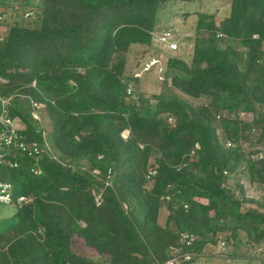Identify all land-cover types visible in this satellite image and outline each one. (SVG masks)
<instances>
[{"label":"trees","instance_id":"obj_1","mask_svg":"<svg viewBox=\"0 0 264 264\" xmlns=\"http://www.w3.org/2000/svg\"><path fill=\"white\" fill-rule=\"evenodd\" d=\"M168 1L0 0V18L13 17L0 99L18 141L39 149L1 158L14 222L0 230V264H264L236 252L264 247V191L246 194L264 188V153L241 151L254 132L264 143V0H230L218 20L196 11L189 62L168 58L145 98L128 53L152 47ZM74 237L99 261L73 254ZM218 243L235 250L214 255Z\"/></svg>","mask_w":264,"mask_h":264},{"label":"rangeland","instance_id":"obj_2","mask_svg":"<svg viewBox=\"0 0 264 264\" xmlns=\"http://www.w3.org/2000/svg\"><path fill=\"white\" fill-rule=\"evenodd\" d=\"M230 0H171L166 3L158 12V22L156 29L153 32V45L151 48L143 46L131 47L128 53V63L126 71L128 74L134 75L138 79V91L144 94L145 98H149L151 95L158 94L160 90V83L164 78V72L166 70V61L168 58L179 57L186 62H189L191 55V44L193 40L194 24L196 21V11L216 13V19L224 17L229 9ZM13 17L10 14H5L3 18H0V36H2L6 29L5 25L12 23ZM264 50V43H263ZM36 111L39 112L43 106L37 105ZM34 112L35 118L40 121V116L37 112ZM225 115V113L223 112ZM240 119L246 122L251 121L250 115H240ZM42 123V122H40ZM14 127H21L20 122L15 120L13 123ZM259 132L252 133L253 136L249 139V142L241 144V151L248 154L251 151H257L255 159H259L264 153V143L257 144L256 136ZM251 134V135H252ZM125 136L126 133H123ZM152 159L150 160V163ZM151 182H149L146 188H151ZM264 188L259 185L253 184L251 187L247 186L246 194L256 200H259L263 194ZM199 202H205L203 199H196ZM14 209L0 207V230L8 228L12 222ZM7 216V218H5ZM167 216V210L164 205H161L158 212L157 222L162 227ZM221 236V235H220ZM262 249L253 250L249 246H242L237 249L236 252L239 254H251L257 255L258 257L264 258V247ZM71 250L73 254H83V242L78 238L71 240ZM235 248H229L223 246L222 243H218L213 248L212 254L220 257ZM87 258L92 261H99L97 257L89 252H86ZM140 259L137 258V261ZM226 262L228 264H244L243 261L233 260L230 262L220 261L215 258L213 264H219ZM251 264V263H249ZM252 264H260L257 260Z\"/></svg>","mask_w":264,"mask_h":264},{"label":"built area","instance_id":"obj_3","mask_svg":"<svg viewBox=\"0 0 264 264\" xmlns=\"http://www.w3.org/2000/svg\"><path fill=\"white\" fill-rule=\"evenodd\" d=\"M6 102L0 99V150L4 152L0 153V163L1 158L4 156V153L10 147H16L18 150L27 151V155H37L39 153L38 146L33 143L29 149L23 145V143L19 142V129L20 127L15 128L13 123L15 120H11L7 116V112L5 110ZM35 116V115H34ZM15 166V165H13ZM24 201V198L19 197L16 200V203L19 204ZM95 205L98 206L100 203V196L97 195L94 198ZM14 203L12 199V189L11 185L7 182L0 181V207H9ZM193 241L191 236H182L180 240L181 245L189 246ZM182 259L188 260L189 255L184 254ZM175 261V260H174ZM173 261H168L166 264H173Z\"/></svg>","mask_w":264,"mask_h":264},{"label":"crops","instance_id":"obj_4","mask_svg":"<svg viewBox=\"0 0 264 264\" xmlns=\"http://www.w3.org/2000/svg\"><path fill=\"white\" fill-rule=\"evenodd\" d=\"M5 218H7V216Z\"/></svg>","mask_w":264,"mask_h":264}]
</instances>
